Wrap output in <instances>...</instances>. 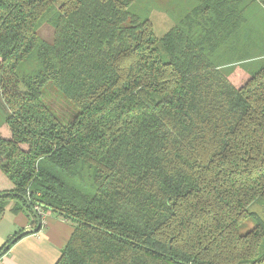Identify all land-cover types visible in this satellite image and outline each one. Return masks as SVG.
Instances as JSON below:
<instances>
[{
  "label": "trees",
  "instance_id": "16d2710c",
  "mask_svg": "<svg viewBox=\"0 0 264 264\" xmlns=\"http://www.w3.org/2000/svg\"><path fill=\"white\" fill-rule=\"evenodd\" d=\"M139 1L0 0V216L71 219L55 264H264V0L187 2L162 35Z\"/></svg>",
  "mask_w": 264,
  "mask_h": 264
},
{
  "label": "crops",
  "instance_id": "0c3cea01",
  "mask_svg": "<svg viewBox=\"0 0 264 264\" xmlns=\"http://www.w3.org/2000/svg\"><path fill=\"white\" fill-rule=\"evenodd\" d=\"M9 207L0 216V247L14 234L28 233L0 257V264H55L73 234L74 222L58 212L43 210L42 224L32 232L38 224L36 215L28 209L14 213Z\"/></svg>",
  "mask_w": 264,
  "mask_h": 264
},
{
  "label": "rangeland",
  "instance_id": "374dc122",
  "mask_svg": "<svg viewBox=\"0 0 264 264\" xmlns=\"http://www.w3.org/2000/svg\"><path fill=\"white\" fill-rule=\"evenodd\" d=\"M145 0L139 1L136 7L146 6L149 10L150 18L155 27L157 35H162L167 28L173 23V14L181 11L185 4L189 2L190 6L194 4L193 0ZM39 34L52 41L54 37L53 27L45 23L39 29ZM243 71L240 68L236 69L233 74V80L238 84L243 81ZM43 102L53 111L57 119L67 124L73 120L78 114L79 108L67 97H65L52 82H47L43 87ZM6 107V106H5ZM1 110L2 107L0 106ZM7 108V107H6ZM8 132V127H2V133ZM13 186L7 176L0 171V190L10 189ZM41 208V207H40ZM42 209V208H41ZM41 215V214H40Z\"/></svg>",
  "mask_w": 264,
  "mask_h": 264
},
{
  "label": "water",
  "instance_id": "95a60500",
  "mask_svg": "<svg viewBox=\"0 0 264 264\" xmlns=\"http://www.w3.org/2000/svg\"><path fill=\"white\" fill-rule=\"evenodd\" d=\"M33 213L36 215V217H37V221H38V224H37V226H36V228H34L33 230H31L32 232L33 231H37L39 228H40V226H41V217H40V215L38 214V212H37V210H33ZM26 233H28V232H21V234H19L18 236L20 237V236H22V235H24V234H26ZM4 253V250L0 253V256H1V254H3Z\"/></svg>",
  "mask_w": 264,
  "mask_h": 264
},
{
  "label": "built area",
  "instance_id": "2783aa9c",
  "mask_svg": "<svg viewBox=\"0 0 264 264\" xmlns=\"http://www.w3.org/2000/svg\"><path fill=\"white\" fill-rule=\"evenodd\" d=\"M34 209L37 210V212H38L39 214L42 213V209L40 208V206H36V207H34Z\"/></svg>",
  "mask_w": 264,
  "mask_h": 264
}]
</instances>
